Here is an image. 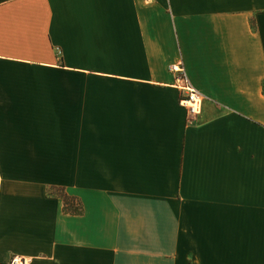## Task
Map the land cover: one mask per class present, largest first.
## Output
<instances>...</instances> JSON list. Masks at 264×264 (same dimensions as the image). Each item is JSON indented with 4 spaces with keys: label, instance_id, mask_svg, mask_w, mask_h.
I'll use <instances>...</instances> for the list:
<instances>
[{
    "label": "crops",
    "instance_id": "obj_1",
    "mask_svg": "<svg viewBox=\"0 0 264 264\" xmlns=\"http://www.w3.org/2000/svg\"><path fill=\"white\" fill-rule=\"evenodd\" d=\"M179 64L204 96L192 122ZM14 258L264 264V0H0V264Z\"/></svg>",
    "mask_w": 264,
    "mask_h": 264
},
{
    "label": "built area",
    "instance_id": "obj_2",
    "mask_svg": "<svg viewBox=\"0 0 264 264\" xmlns=\"http://www.w3.org/2000/svg\"><path fill=\"white\" fill-rule=\"evenodd\" d=\"M171 71L176 75L177 88L184 94L180 105L187 110L189 122L199 117L203 110L204 96L192 85L182 64L174 65ZM11 264H29L25 259L14 258Z\"/></svg>",
    "mask_w": 264,
    "mask_h": 264
},
{
    "label": "trees",
    "instance_id": "obj_3",
    "mask_svg": "<svg viewBox=\"0 0 264 264\" xmlns=\"http://www.w3.org/2000/svg\"><path fill=\"white\" fill-rule=\"evenodd\" d=\"M50 196L59 197L64 203V212L72 216H81L83 207L80 200L76 197L68 195L66 190L61 187H51L48 190Z\"/></svg>",
    "mask_w": 264,
    "mask_h": 264
}]
</instances>
